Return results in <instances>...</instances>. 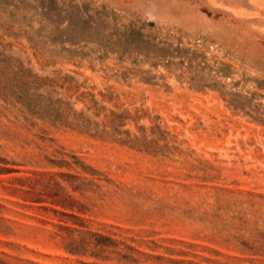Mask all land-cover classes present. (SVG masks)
I'll return each instance as SVG.
<instances>
[{"label": "rangeland", "instance_id": "374dc122", "mask_svg": "<svg viewBox=\"0 0 264 264\" xmlns=\"http://www.w3.org/2000/svg\"><path fill=\"white\" fill-rule=\"evenodd\" d=\"M0 264H264V0H0Z\"/></svg>", "mask_w": 264, "mask_h": 264}, {"label": "trees", "instance_id": "16d2710c", "mask_svg": "<svg viewBox=\"0 0 264 264\" xmlns=\"http://www.w3.org/2000/svg\"><path fill=\"white\" fill-rule=\"evenodd\" d=\"M91 25L89 26L90 29H93V28H96L98 27L96 21L94 20H91ZM104 24V21H101L100 22V25ZM114 30L115 31H118V30H122V31H125V30H129L130 29V25L129 26H126V25H122V26H117L116 24H114Z\"/></svg>", "mask_w": 264, "mask_h": 264}]
</instances>
